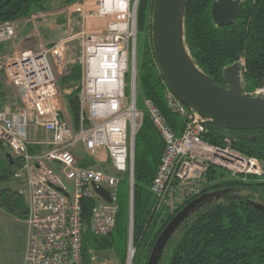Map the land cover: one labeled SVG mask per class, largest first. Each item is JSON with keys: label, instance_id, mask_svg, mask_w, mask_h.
<instances>
[{"label": "built area", "instance_id": "1", "mask_svg": "<svg viewBox=\"0 0 264 264\" xmlns=\"http://www.w3.org/2000/svg\"><path fill=\"white\" fill-rule=\"evenodd\" d=\"M138 1L76 0L67 6L66 37L0 59V74L18 96L15 107L0 109V142L12 159L22 162L13 179L23 187L19 194L28 207L24 264H82V199L94 200L89 233L97 238L112 233L119 184L124 178L131 182L134 139L145 115L164 145L150 186L156 209L165 206L172 212L199 196L210 167L242 182L264 178V162L233 150L228 139L223 148L205 142L206 122L167 86V107L182 123L179 136L149 100L143 110L137 109ZM35 18L25 21L34 23ZM14 24L0 25V45L15 39ZM72 41L79 51L69 59ZM71 64L79 68L81 78L77 125L60 101L58 86ZM241 85L243 89V79ZM243 95L264 98V88ZM78 151L95 163L106 159V169L82 166ZM93 186L106 190L110 202ZM133 255L131 245L126 264H132Z\"/></svg>", "mask_w": 264, "mask_h": 264}, {"label": "trees", "instance_id": "2", "mask_svg": "<svg viewBox=\"0 0 264 264\" xmlns=\"http://www.w3.org/2000/svg\"><path fill=\"white\" fill-rule=\"evenodd\" d=\"M76 0H0V25L22 21L37 12L58 9ZM155 0H139L136 30L142 37L138 49L136 107L144 109L149 100L176 135L182 132L179 117L171 113L165 100L166 83L156 64L151 44V18ZM215 0H187L184 25L185 44L195 65L219 86L224 87V68L243 62L242 92L264 88V0H244L236 20L228 27H216L211 8ZM139 40V39H138ZM138 41L136 40V50ZM80 71L76 66L60 81L69 117L77 125L80 115L78 94ZM203 140L223 148L227 145L248 157L264 162V129H224L206 122ZM163 142L148 116L134 139L133 182L124 178L118 188L115 227L106 237L89 233L88 225L94 200L82 199V264H93V253L113 251L124 264L127 238L132 225V264L143 253V264L167 226L192 201L226 189L245 188L256 194L264 204V178L250 177L248 182L233 180L221 170L210 167L207 185L202 193L176 210L155 208L151 183L163 152ZM33 151V149H30ZM9 150L0 142V209L18 219L26 220L27 202L13 187V176L22 162L9 161ZM82 164V163H81ZM87 167L85 163L82 164ZM132 202V218H131ZM165 254V257L163 255ZM156 264H264V211L247 200H232L207 206L201 213L181 221L167 237Z\"/></svg>", "mask_w": 264, "mask_h": 264}, {"label": "water", "instance_id": "3", "mask_svg": "<svg viewBox=\"0 0 264 264\" xmlns=\"http://www.w3.org/2000/svg\"><path fill=\"white\" fill-rule=\"evenodd\" d=\"M187 0H155L151 18V44L156 64L174 96L205 122L224 129H264V98L250 97L242 92V67L239 63L224 68L225 86H219L195 65L185 44L184 14ZM241 0H215L211 15L216 27H228L236 20ZM226 139L231 138L228 133ZM134 156V145H133ZM12 162L10 154L7 156ZM133 165L131 177V198ZM94 191L106 202V190L93 186ZM206 194L188 204L167 226L152 249L148 263L156 264L167 237L179 225L187 211L201 203ZM214 195V194H213ZM132 218V202H131ZM132 238L130 226L129 242ZM131 242L129 243V249Z\"/></svg>", "mask_w": 264, "mask_h": 264}, {"label": "rangeland", "instance_id": "4", "mask_svg": "<svg viewBox=\"0 0 264 264\" xmlns=\"http://www.w3.org/2000/svg\"><path fill=\"white\" fill-rule=\"evenodd\" d=\"M79 1V0H78ZM81 1V0H80ZM85 1H90L92 4L96 3V0H83V2ZM68 5L62 6L58 9L55 10H50V11H45V12H37L34 13L33 15H35V19H34V23H31V21H28V18L22 21H18L14 24V28H15V32H16V36L15 39L13 41H11L8 44H5L3 47L1 46V50H0V59H3L4 57H8V56H12L14 55V53L17 52V54L27 51V50H35L37 49L38 45H41L43 47H49L52 44H54L55 42H57L60 38L62 37H66V32L68 29V16L67 14L69 13V9L67 8ZM32 16V15H31ZM73 19V21L77 22L78 18L77 17H71ZM99 22L103 23V26L105 25V21L104 20H100ZM26 26H31L30 28V33L31 34H27L25 33V31L29 30V27H27V29H25V31L23 30V28ZM78 29H72V33L73 35H76ZM65 35V36H64ZM144 35H139L138 37V32H137V41H138V46H137V50H136V72L138 73V68H137V62H138V49L142 48L143 44H142V37ZM139 39V40H138ZM78 46H77V42L76 41H72L70 46H69V51H68V57L69 59H73V57L75 55L78 54ZM4 58V59H5ZM72 66H76L75 64H71V66L68 69V73L66 75H64L63 77L60 78L59 82H58V86H59V90H60V101L65 103L64 100V94L60 88V81L67 77L70 74V68ZM77 67V66H76ZM0 96H4V104H1L0 107H2V105H6L9 108H13L15 107V104L17 103V94L15 92V90H13L8 83L5 80V77L0 74ZM2 100V99H1ZM66 107V105H65ZM67 110V108H66ZM69 115V114H68ZM73 122V121H72ZM41 137V135H40ZM43 139H46L45 137H42ZM76 159L79 160L80 164L85 163L86 166H96L95 168L98 169H106V159L105 162L99 160L98 162H94V160L89 159L83 152L78 151L76 154ZM103 159V160H104ZM81 164V165H82ZM83 166V165H82ZM12 187L19 193V190L23 189V187L16 183L15 181H13ZM24 196V195H22ZM247 200L248 202H250L251 204L257 206L259 209H261L262 211H264V204L261 202V200L259 199V197L254 194L252 191H249L245 188H241V189H226L223 192H219L216 193L214 195H209L207 196L201 203L193 206L192 208H190L185 217L183 218L182 221H185L193 216H195L198 213H201L207 206H211L213 204L216 203H222V202H227V201H232V200ZM165 207V206H163ZM11 232L8 231V229L6 230H1L0 229V244L2 246L3 241H5L6 244L9 243H13V240H11L12 236H11ZM10 237V238H9ZM131 245H132V238H131ZM129 235L127 238V248H126V255L124 258V264H126V258H127V251L129 248ZM134 250V249H133ZM135 252V250H134ZM163 257H165V254L163 255ZM19 258H16V260H13L10 264H21L18 262ZM144 259H143V253H141L140 257L137 258V260L133 263V264H143ZM4 264H7L6 262H4ZM93 264H121V261L117 258V256L114 254L113 251H98L93 253Z\"/></svg>", "mask_w": 264, "mask_h": 264}, {"label": "crops", "instance_id": "5", "mask_svg": "<svg viewBox=\"0 0 264 264\" xmlns=\"http://www.w3.org/2000/svg\"><path fill=\"white\" fill-rule=\"evenodd\" d=\"M16 23V22H15ZM24 27L23 30L27 29ZM31 27V26H30ZM29 30L25 31L28 35L30 33ZM10 42L4 43L0 45L3 47L5 44H8ZM18 51H16L17 53ZM4 96H0V106L1 104H4L5 101ZM2 99V100H1ZM6 105H2L0 109H3V107ZM27 202V200H26ZM0 229L6 230L8 229L9 232H11V240H13V243L6 244L5 241H3V244L1 246L0 244V264H4L6 262L7 264H10L13 260L18 259V262L21 264H24V256L26 252V246H27V226L25 220L18 219L16 217H13L12 215L6 213L5 211L0 209ZM10 238V237H9Z\"/></svg>", "mask_w": 264, "mask_h": 264}, {"label": "bare ground", "instance_id": "6", "mask_svg": "<svg viewBox=\"0 0 264 264\" xmlns=\"http://www.w3.org/2000/svg\"><path fill=\"white\" fill-rule=\"evenodd\" d=\"M153 196V195H152ZM130 254H131V252H130Z\"/></svg>", "mask_w": 264, "mask_h": 264}]
</instances>
